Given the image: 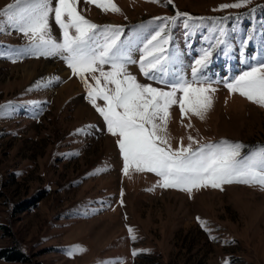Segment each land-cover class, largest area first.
<instances>
[{
    "label": "rangeland",
    "instance_id": "1",
    "mask_svg": "<svg viewBox=\"0 0 264 264\" xmlns=\"http://www.w3.org/2000/svg\"><path fill=\"white\" fill-rule=\"evenodd\" d=\"M12 2L0 0V9ZM235 2L114 0L120 11L105 12L78 0L77 10L93 23L122 27L136 61L164 23L155 18L176 17L164 31L169 81H192L195 61L211 52L197 79L215 89L212 107L204 119L190 115L183 122L179 106L172 107L173 148L181 138L187 145L189 135L200 144L239 142L241 155L264 147V107L225 86L264 61V0L219 7ZM49 23L60 40L54 14ZM28 43L7 25L0 31V250L15 248L25 257L0 264H264V188L233 183L189 193L159 187L154 173L125 176L118 137L108 133L82 80L60 56L18 55ZM128 70L142 84L165 87L136 63ZM70 81L74 86L59 93ZM76 245L83 250L69 255Z\"/></svg>",
    "mask_w": 264,
    "mask_h": 264
},
{
    "label": "snow or ice",
    "instance_id": "2",
    "mask_svg": "<svg viewBox=\"0 0 264 264\" xmlns=\"http://www.w3.org/2000/svg\"><path fill=\"white\" fill-rule=\"evenodd\" d=\"M87 2L105 12L120 11L114 0ZM247 2L237 0L219 7L239 8ZM77 4L78 0H55L53 7V0H13L0 9V31L7 25L28 39L27 48L18 55L31 52L37 56H60L73 75L82 80L87 99L103 117L108 133L118 137L125 176L131 171L154 173L160 178L159 187L189 193L201 187L222 188L224 184L233 183L264 188V147L241 155L244 146L239 142L222 140L200 144L189 135L187 145L181 138L179 146L173 148L168 135L172 107L179 106L181 122L190 115L204 119L212 107L211 93L215 92L211 84L205 86L203 80L197 79L211 56L207 50L192 67V81L184 77L172 81L165 78L171 57L166 47L170 37L165 36L164 31L176 17L155 18L164 23L139 49L136 61L131 55V42L125 44L121 40V26L95 24L77 10ZM53 14L61 30L60 40L52 36L49 19ZM177 15L188 16L187 13ZM132 63L138 64L144 77L165 87L140 83L128 70ZM53 79L59 80V77L49 78L47 82L37 81L33 87L51 83ZM225 86L230 93H239L264 107V61L231 82H225ZM98 100L103 101L102 106ZM90 127L93 126H85L77 132H85ZM82 250L78 245L71 246L68 254ZM136 254L133 250V255Z\"/></svg>",
    "mask_w": 264,
    "mask_h": 264
},
{
    "label": "trees",
    "instance_id": "3",
    "mask_svg": "<svg viewBox=\"0 0 264 264\" xmlns=\"http://www.w3.org/2000/svg\"><path fill=\"white\" fill-rule=\"evenodd\" d=\"M31 204V201H30ZM27 206V204H24L22 207ZM29 205V204H28ZM0 258L4 260H9V261H22L25 259L24 255L22 254L21 251L15 248H4L0 250Z\"/></svg>",
    "mask_w": 264,
    "mask_h": 264
},
{
    "label": "bare ground",
    "instance_id": "4",
    "mask_svg": "<svg viewBox=\"0 0 264 264\" xmlns=\"http://www.w3.org/2000/svg\"><path fill=\"white\" fill-rule=\"evenodd\" d=\"M48 64H49V63H48ZM25 68H26V67L24 66V70H25V71H28L30 75L33 76L34 74H36V71H35L34 69H31V68H30L31 70H26ZM44 70H45V69H44ZM47 71H50V70H48V68H47ZM37 73H38V72H37ZM37 76H38V75H37ZM39 76H40V75H39ZM74 84H75V83H73V82L70 81V82H68L64 87H61V88L58 90V92H59V93H60V92L62 93V91H64V90L67 91V87H68L69 85L74 86ZM58 92H57V93H58ZM69 92H70V91H69ZM62 95H63V94H62ZM84 109L86 110V108H84ZM78 111H79V110H78ZM77 113H78V112H77ZM78 114H79V113H78Z\"/></svg>",
    "mask_w": 264,
    "mask_h": 264
}]
</instances>
